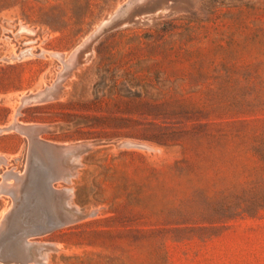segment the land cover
<instances>
[{"label": "rangeland", "instance_id": "rangeland-1", "mask_svg": "<svg viewBox=\"0 0 264 264\" xmlns=\"http://www.w3.org/2000/svg\"><path fill=\"white\" fill-rule=\"evenodd\" d=\"M140 1L0 0V264H264V0Z\"/></svg>", "mask_w": 264, "mask_h": 264}, {"label": "bare ground", "instance_id": "bare-ground-1", "mask_svg": "<svg viewBox=\"0 0 264 264\" xmlns=\"http://www.w3.org/2000/svg\"><path fill=\"white\" fill-rule=\"evenodd\" d=\"M141 1H142V0H141ZM141 1H140V2H141ZM110 17H111V16H110ZM26 28H27V27H26ZM88 37H89V36H88ZM76 49H77V48H76ZM76 49H75V50H76ZM75 50H74V51H75ZM78 50H79V49H78ZM73 53H75V52H73ZM73 55H74V54H73ZM73 58H74V57H73ZM70 61H71V60H70ZM70 61H69V62H70ZM71 66H72V65H70L69 68H70ZM54 85H55V84H54ZM54 85H53V86H54ZM53 86L51 87V89L54 88ZM56 86H57V85H55V87H56ZM48 88H49V87H48ZM44 90H45V89H44ZM54 90H57V89H54ZM39 91H40V90H39ZM41 91H42V90H41ZM52 91H53V90H52ZM40 93H41V92H40ZM42 93H43V92H42ZM30 95H31V94H30ZM25 96L27 97V95H25ZM46 97H48V96H46ZM49 98H52V96L49 97ZM29 100H30V99H29ZM23 102H24V101H23ZM40 102H41V101H40ZM42 102H43V101H42ZM21 107H22V106H21ZM14 122H15V121H14ZM14 122H13V123H14ZM11 124H12V123H11ZM14 124H15V123H14ZM19 124H20V123H19ZM19 124H17V125H18L17 127H18L19 129L16 130V131H18L19 133H21L19 130H21V131H23V130L20 129ZM29 124H30V123H29ZM20 125H21V124H20ZM38 125H39V124H38ZM41 125L44 126L43 124H41ZM21 126H22V128H23V125H21ZM27 126H28V125H27ZM27 126H26V128H25V124H24V131H26V130L28 131V129L36 128V127H37V125H36V124L34 125L33 123H31V125H29L30 128H27ZM7 127H8V125H7ZM7 127H6V128H7ZM15 127H16V126H15ZM39 127H41V126L39 125ZM11 129H12V128H11ZM39 129H40V128H39ZM8 130H9V129H8ZM14 130H15V129H14ZM12 131H13V130H12ZM2 132H4V131H2ZM5 132H6V130H5ZM8 132H9V131H8ZM31 132H33V131H31ZM22 133H23V132H22ZM28 133H29V132H28ZM28 133H27V134H28ZM33 133H34V132H33ZM33 133H32V134H33ZM37 133H38V132H37ZM21 135H22V134H21ZM24 136H26V135H24ZM35 136H36V135H35ZM35 136L33 135L32 137L34 138ZM30 137H31V136H30ZM37 137H38V135H37ZM27 139L29 140L30 138L27 137ZM33 140H34V139H33ZM33 140H32V143H35V142H33ZM29 141H30V140H29ZM48 142H49V141H48ZM50 142H51V141H50ZM27 143H28V142H27ZM30 143H31V141H30ZM54 143H55V142H54ZM41 144H42V141H41ZM52 144H53V143H52ZM52 144H49V145L44 146V147H48L49 149H51V148H52V147H51ZM131 144H132V143H131ZM133 144H134V143H133ZM33 145H35V144H33ZM36 145H37V144H36ZM45 145H46V144H45ZM64 145H65V144H64ZM31 146H32V145H31ZM37 146H38V145H37ZM52 146H53V145H52ZM40 147H41V146H40ZM44 147H43V148H44ZM55 147H56V146H55ZM59 147H60V146H59ZM63 147H64V146H63ZM65 147H66V148L69 147V149L72 148L70 145L65 146ZM65 147H64V148H65ZM74 147H75V146H74ZM76 148H77V147H76ZM35 149H36V148H35ZM37 149H39V148L37 147ZM74 149H75V148H73L72 150H74ZM66 150H67V149H66ZM75 150H76V149H75ZM56 151H58V150H56ZM67 151H68V153H69V150H67ZM70 151H71V150H70ZM59 152H62V150L60 149ZM68 153H67V154H68ZM69 154H70V153H69ZM0 159H1V158H0ZM2 160H3V158H2ZM2 160H1V161H2ZM51 161H52V160H51ZM4 163H5V162H4ZM37 163H38V162H37ZM64 169H65V168H64ZM63 171H64V170H63ZM27 172H28V171H27ZM6 174H10V173L7 172ZM28 174H30V173H28ZM63 174H64V172H63ZM63 174H62V175H63ZM15 175H16V173H15ZM64 175H65V174H64ZM29 176H30V175H29ZM67 176H68V175H67ZM25 177H26V176H25ZM41 177H42V176H41ZM9 178H10V177H9ZM15 178H17V177H15ZM18 178H20V177H18ZM63 178H65V176H63ZM10 179H12V178H10ZM65 179H66V178H65ZM34 180H35V179H34ZM5 181H6V180H5ZM16 181H20V180H16ZM16 181H15V182H16ZM63 181H64V180H63ZM67 181H68V180H67ZM9 182H10V181H9ZM19 183H20V182H18V184H19ZM15 184H16V185H15ZM4 185H5L6 187H8V190H9L10 188H11V189H12V188H13V189H17V187L19 186V185H17V183H14L13 180H12V184H11V183H7V184H6V182H5ZM0 186H1V188L3 187V185H0ZM5 186H4V188H5ZM30 186H31V185H30ZM41 187H42V186H41ZM4 188H3V189H4ZM52 188H53V187H52ZM67 189H68V188H67ZM67 189H66V190H67ZM17 190H19V189H17ZM47 190H48V189H47ZM69 190H70V188H69ZM27 191H28V190H27ZM34 195H35V194H34ZM68 202H69V201H68ZM37 206H38V205H37ZM9 210H10V209H9ZM9 212H10V211H9ZM11 212H12V209H11ZM56 213H57V212H56ZM62 213H63V212H62ZM50 214H51V213H50ZM63 214H64V213H63ZM8 215H9V214H8ZM74 215H75V214H74ZM4 216H5V215H4ZM9 216H10V215H9ZM24 216H25V215H24ZM5 217H6V216H5ZM25 217H26V216H25ZM67 217H68V216H67ZM4 219H5V218H4ZM8 219H9V218H8ZM8 219H7V220H8ZM17 219H18V218H17ZM22 219H23V218H22ZM24 219H25V218H24ZM35 219H36V218H35ZM7 220H4V222H6ZM30 220H31V219H30ZM36 220H37V219H36ZM37 221H38V220H37ZM22 222H23V221H22ZM0 223H1V222H0ZM6 223H7V222H6ZM6 223H4V224H6ZM32 223H33V222H32ZM1 225H2V224H1ZM10 225H11V224H10ZM10 225H9V226H10ZM18 225H19V224H18ZM18 225H17V226H18ZM20 227H21V226H20ZM3 228H4V227H3ZM3 228H2V229H3ZM18 228H19V226H18ZM7 229H8V228H7ZM11 229H12V228H11ZM11 229H10V230H11ZM17 230H18V229H17ZM22 230H23V229H22ZM15 231H16V230H15ZM28 234H29V233H28ZM6 235H7V234H6ZM1 237H2V236H1ZM14 237H15V236H14ZM7 238H8V237H7ZM12 238H13V237H12ZM12 238H11V239H12ZM16 238H17V237H16ZM1 239H2V238H1ZM7 240H8V239H7ZM9 241H10V240H9ZM21 242H22V241H21ZM22 243H23V242H22ZM22 243H21V244H22ZM32 245H33V244H32ZM13 249H14V248H13ZM13 249H12V250H13ZM9 251H10V250H9ZM23 251H24V250H23ZM24 253H25V252H24ZM1 255H2V254H1ZM24 255H25V254H24ZM18 258H19V257H18ZM20 258H21V257H20ZM27 258H28V256H27Z\"/></svg>", "mask_w": 264, "mask_h": 264}, {"label": "water", "instance_id": "water-1", "mask_svg": "<svg viewBox=\"0 0 264 264\" xmlns=\"http://www.w3.org/2000/svg\"><path fill=\"white\" fill-rule=\"evenodd\" d=\"M51 147L54 148V149H57V147H54V146H52V145H51Z\"/></svg>", "mask_w": 264, "mask_h": 264}]
</instances>
